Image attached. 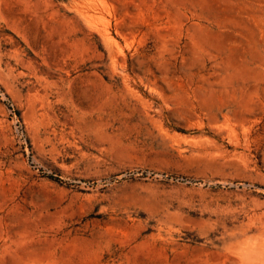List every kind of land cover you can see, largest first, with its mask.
I'll return each mask as SVG.
<instances>
[{"label": "rangeland", "instance_id": "obj_1", "mask_svg": "<svg viewBox=\"0 0 264 264\" xmlns=\"http://www.w3.org/2000/svg\"><path fill=\"white\" fill-rule=\"evenodd\" d=\"M0 264H264V0H0Z\"/></svg>", "mask_w": 264, "mask_h": 264}]
</instances>
